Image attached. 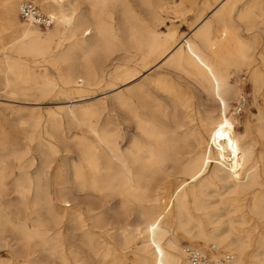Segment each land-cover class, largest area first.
Here are the masks:
<instances>
[{"label":"bare ground","instance_id":"6f19581e","mask_svg":"<svg viewBox=\"0 0 264 264\" xmlns=\"http://www.w3.org/2000/svg\"><path fill=\"white\" fill-rule=\"evenodd\" d=\"M17 1H0L5 29L16 26L19 33L12 47L16 56L0 55L4 81L34 101L47 96L72 100L58 111H47V128L38 133L35 151L29 145L24 163L15 154L21 167L36 166L32 173L20 172L13 181L15 197L24 211L12 209L14 215L9 216V204L0 196V246L7 248V257L0 256V264H89L72 241L77 232L79 243L98 264H116L119 251L131 242L132 232L128 230L125 236L127 229L122 230L118 243L117 234L100 230L102 241L95 243L89 227L101 226V213L88 216L99 205L90 202V197L111 193L120 197L125 214H131L132 206L139 210L142 222L136 230L142 243L139 253L133 255L135 264H190L178 231L187 233L184 236L189 242L225 247L232 254L226 264H260L258 252L264 250L261 222L252 218L247 227L237 226L235 219L225 222L219 207L211 206L208 189L217 183L228 184L232 192L241 194L219 199L225 215L239 211L244 204L249 212L263 217L264 191L254 188L259 173L247 140L250 123L238 121L230 112L242 86L238 90L229 81L232 68L251 60L254 49L253 37L243 36L234 24V11L240 5L236 17L248 31L254 15L250 13L258 12L264 32L263 2H202L192 34L176 42L172 31L168 44L160 27L177 0H87L86 8L78 0L30 1L52 17V25L46 27L20 20V5L29 0L19 5ZM21 54L30 56L32 64ZM162 59L208 93L216 102V117L210 112L195 117L183 101L172 100L171 105L163 106L152 96L155 88L144 82L116 91L109 106L87 101L102 84L110 90L115 81L132 83ZM251 76L258 80L262 73L253 69ZM251 116L261 120L258 106ZM64 119L84 126L89 134L72 136L77 156L70 175L63 169L64 158L54 164L61 152L58 142L61 146L63 138L58 130ZM131 125L133 132L121 145ZM34 126H39V120ZM262 127L264 135V124ZM10 175L0 161V195L6 192ZM91 217L96 224L87 223ZM189 223L196 233L187 230ZM193 245L187 246L198 247ZM221 253L217 250L211 257L217 259Z\"/></svg>","mask_w":264,"mask_h":264},{"label":"rangeland","instance_id":"374dc122","mask_svg":"<svg viewBox=\"0 0 264 264\" xmlns=\"http://www.w3.org/2000/svg\"><path fill=\"white\" fill-rule=\"evenodd\" d=\"M21 1L23 0H18L17 4L19 5ZM29 1H33V0H29ZM211 1L212 0H181V1L177 0L176 4L178 5L175 6L172 10H169V12L166 15L167 17L165 18L162 26L160 27V31L162 32L163 37L166 36L168 40V44L172 41L169 36V34L172 33V31L175 32L176 40L178 39L176 42H179L184 37L190 36L193 31L192 27H194L195 24L194 21L195 15L197 13V10L201 6V3L202 2L209 3ZM261 1L264 4V0ZM78 2L81 3L80 4L81 7L84 8L87 7V2H88L87 0H78ZM34 4L38 6L42 12H44V10L38 4L36 3ZM237 10H240V5H238V7L234 11V24L238 26L239 32L243 36L253 37L254 49L251 60H249L246 64H241L239 66L233 67L231 73L229 74V81L231 84L235 86V88L240 90L241 87L240 84L245 86V90L247 93V101H248L247 106L245 108L246 110L243 113H240L239 115L234 114L233 107L235 105V100L232 101L230 112L232 113V117L237 119L238 121L241 122L248 121L250 123V129L247 136V140L248 143L251 144V148L254 154V163L256 166V170L259 173L257 174V177L254 179L256 183V186L254 188H256V190L261 189L264 191V135L262 131L263 130L262 124H264V32L262 31L263 26H261L259 22L260 18L258 12L250 13L254 15H252L253 17L250 18V25L252 29L248 31L243 26V23L239 21V19H237L236 17ZM1 16H2V11L0 7V55L6 53V55L16 56V53L15 51H13L12 47L14 46V44L18 39L19 33H17L16 26L5 29V23L1 20ZM19 18L20 20L24 21V19H22L20 16ZM173 47L174 46H171L169 50H172ZM21 57L26 61H28L30 64H32L33 60L30 56L21 54ZM163 61L164 59L154 63V65L149 70L142 72L141 75L137 77V79H135L132 83L122 85L117 81H115L114 82L116 83L115 88H112L110 90L106 89L105 86L102 84L99 88H97L96 92H94L93 95L87 99V101L100 103V107H103V105L109 106L110 103L112 102L110 100L112 99V96L116 91L120 89L124 90L125 87H129L133 84L144 82L143 83L144 85L147 84L146 86H152L153 88H155V91L153 92L152 96L157 98L159 100L158 101L159 104H162L163 106L171 105L173 103L172 100L175 102L183 101L186 104H188V106L191 108V112H193L195 117H201V116L205 117L206 115H209V112L212 117H216L217 105L216 102L212 101V99L209 97L208 93L204 91V89H202L198 83H196L191 78L186 76L183 72L173 69L168 63H164ZM253 69L260 71L262 73V78L260 77V79L255 80L253 76H251V71ZM170 71L173 72L171 73ZM249 71H250V75H249ZM244 75H246L245 80H241V77ZM14 89H16L15 86H13L11 83H6L4 81V76L0 72V161L2 162V165L5 167V171H7L8 173L11 172V175L7 178V181L8 182L10 181L8 183L7 190L3 194L1 193L0 196L2 200L3 198L4 200H6L5 201L6 205L9 204L6 208V211L8 215L11 217H13L12 215H14V211L18 209L24 211L23 207L17 202V198L15 197L16 193L13 187L14 178L19 177L20 172L22 171H29V173H32L36 166L34 165L29 169H27L26 167H21L18 163V160L15 159V154L20 156L21 158L19 159V161L24 163L26 159L29 157V153H28L29 145L31 146L32 152L35 151L34 147L38 139V133L40 131H43V129L47 128L48 125L47 121L49 119V113L47 111L50 110L58 111L60 107H64L67 104H70L72 100L71 98L65 99L63 97H58V96H54V97L47 96L41 100L34 101L30 96L22 94L17 90L15 91ZM72 96L75 95H71V97ZM255 105L258 106L260 113L259 117L261 118V120H255L251 116V113L256 111ZM61 113L62 111L60 112V114ZM102 116L103 114H101V118ZM36 120H39L38 127L34 126V122ZM78 127L76 124L64 119V122H62L58 130L59 137L63 138V140L61 141V146L60 143L58 142L59 151L61 152H59L58 156L56 157L57 161L54 162V164L62 162L63 161L62 159L64 158L65 160H64L63 169L66 170L69 175L72 171L71 169H72L73 161L76 159L77 156L76 147L72 140V136L74 135V133L75 134L83 133L82 135H89L84 126H78ZM131 128L132 129L130 131H127L126 137L124 138L122 142L123 144L121 145L126 144L129 137L131 136L130 133L133 132L132 125ZM241 128L242 127H239L240 131H242ZM44 138L45 137H42V140H44ZM241 143H243V140L241 141ZM32 155H34L36 157V160L38 161L37 153L34 152L32 153ZM70 155L71 156L73 155L72 156L73 158L72 157L70 158ZM175 184H176L175 180L172 181L171 188H173ZM217 184L218 185H216L215 187H211L208 189V199L211 202L210 204H213L211 206L219 207L220 210L219 214L222 215L221 216L222 220H225L226 222L228 218L235 219L238 223L237 226L247 227L251 219L254 218L255 220L259 221V223L261 222L262 226L264 227L263 224L264 219H261L264 218V214L263 217H260V215L255 216L252 212H249L246 209V206L244 204L240 207L239 211L236 212L232 211L229 212L228 215H225L226 213L224 209L225 207L224 205H221L220 200L226 197L240 196L241 194L238 192L235 193L232 192L231 187L228 184H224V186L221 183H217ZM8 201L11 203H8ZM91 201L95 203L96 206L97 204L101 206L98 205L97 209L95 210L96 212H91L89 213L90 215L88 214V216H93V214L100 212L101 213L100 216L102 218V224L100 227H92V226L89 227L91 237L93 238L94 242L99 243L100 241H102V238L99 237L98 235L100 230L105 231L109 229V232L111 234L112 233L117 234L116 238L118 243L123 238V236L120 235L119 233L122 230L127 229L125 230L126 232L125 236H128L127 232L128 230H130L132 232L131 242H129L125 250L124 249L120 250L121 246L119 247L120 250L119 253H121L120 260L122 261L121 263L119 262L120 260L116 261L117 262L116 264H135L136 261H134L133 255L139 253L142 243V238L140 237L138 230H136V225L138 224L141 225L142 222L138 208L136 206H132L131 207L132 209L130 211L131 214L130 215L125 214L120 206V197L113 193L103 196L102 195L95 197L91 196L90 202ZM243 202H245V200L240 202V204H242ZM212 219L216 220L217 216L216 215L213 216ZM87 223L89 225L96 224L92 217L91 219L90 218L87 219ZM225 224L226 223H222V225ZM192 225H193L192 223H189L186 227L187 230L190 232V234L196 233V227ZM211 227H212L211 225H208V229H211ZM173 229L175 231V227H173ZM177 234L181 246L193 245L196 243L198 247L206 248L208 245L213 244L212 242L206 243L202 241L189 242V240L191 239L185 238L184 236L187 233L178 231ZM79 238H80V233L77 232L76 236L72 239V241H74L77 244L76 246L77 249L79 248L80 251H83L81 252V257L84 260H86L87 263L89 264H98V261L93 256V254L90 251H87L88 249H86L85 246L79 243ZM216 247L218 248L220 253L228 252L225 247L217 246V245ZM249 250L251 249L249 248ZM6 253H7V248L5 246H0V256L5 258L7 257ZM263 253L264 250L259 249L258 258L260 259V264H264ZM47 260L50 261V259Z\"/></svg>","mask_w":264,"mask_h":264},{"label":"built area","instance_id":"2783aa9c","mask_svg":"<svg viewBox=\"0 0 264 264\" xmlns=\"http://www.w3.org/2000/svg\"><path fill=\"white\" fill-rule=\"evenodd\" d=\"M20 16L23 19L30 20L40 27L50 26L53 23V19L50 15L42 12L38 6L30 1H24L21 3ZM245 78L246 75L242 76L241 80H245ZM241 86L242 91L233 107V112L235 115L243 113L247 106V93L245 86ZM182 250L190 264H226L232 258V254L223 252L217 259H213L211 256L218 250L213 244L209 245L207 248H198L184 245Z\"/></svg>","mask_w":264,"mask_h":264}]
</instances>
